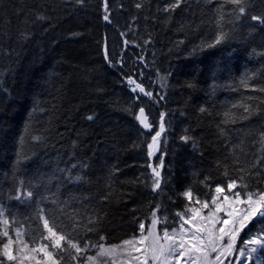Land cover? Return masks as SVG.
I'll list each match as a JSON object with an SVG mask.
<instances>
[{"label":"trees","instance_id":"obj_1","mask_svg":"<svg viewBox=\"0 0 264 264\" xmlns=\"http://www.w3.org/2000/svg\"><path fill=\"white\" fill-rule=\"evenodd\" d=\"M172 2L107 0L106 12L105 0H0V251L2 208L30 245L46 241L41 214L70 234L80 253L48 244L76 264L137 236L154 211L163 228L186 191L209 200L231 181L264 191V25L251 20L264 0H246L240 19L225 0L164 11ZM161 122L153 191L148 146Z\"/></svg>","mask_w":264,"mask_h":264},{"label":"snow or ice","instance_id":"obj_2","mask_svg":"<svg viewBox=\"0 0 264 264\" xmlns=\"http://www.w3.org/2000/svg\"><path fill=\"white\" fill-rule=\"evenodd\" d=\"M78 3H83V0H77ZM184 0H173L171 4H169L164 11H172L176 8L180 7L181 3ZM225 3L231 4L235 6V9L238 12L237 19L246 15V0H225ZM105 11L107 12V0H105ZM137 8H140L141 5L137 4ZM43 19V17H40ZM104 19L107 21L109 19L108 15L104 16ZM223 17H221V20ZM252 21H256L261 25H264V15H253L251 16ZM26 38V37H25ZM227 38V33L223 31L219 32L213 42V44L208 45L209 47H213L217 44H220ZM127 43V41H126ZM129 84H135L136 89H139L140 92L145 93L149 97L152 96L151 92H146L145 89L140 85L136 84V82L132 79H129ZM136 89H133L135 91ZM260 91L264 92V88L259 89ZM203 111V109H201ZM245 111H249L248 108H245ZM92 119V117H89ZM137 119L140 123L145 127L149 128L150 125L147 122V116L145 115V111L143 108L139 110V115ZM161 121H163V114L161 115ZM164 131L163 122H161L160 131H158L155 136L152 137V144H149V156L153 155L152 149L157 144V138L160 136L161 132ZM34 139H39L38 137ZM185 141L189 139L188 136L182 137ZM261 140L264 142V133H261ZM163 162L161 161V164ZM153 176H154V183H153V191H156L160 188V172L156 169H152ZM79 179V178H78ZM237 187L236 181H231L227 185L228 191H232ZM246 187V186H245ZM225 189L217 186L215 188V192L220 194L224 193ZM27 197L31 198L33 196L32 191H27ZM192 192L186 191L184 196L189 200L192 199ZM235 201L232 200V197L225 195L223 197V201H218L217 197L212 198V205L214 206V210L210 209V205L208 201L201 202L197 199L195 202L197 204H201V209H191L193 212V216L186 217L183 214L178 213L180 215L181 220L183 223L180 225V233L181 238L179 241V248L185 249L187 251H196L200 252L203 255L205 261L208 260L210 253L208 249H211V252H216V261H219L220 264H224L221 257L227 258L228 256H232L234 253L235 262L236 264H264V257L260 256L261 251H264V228L259 229L254 235H252L249 239L243 241V247L237 249L236 243L237 238L239 237L240 232L243 230L244 227L247 226L249 222L253 220L255 217H259L258 223H264V193H248L246 200H241L240 192L237 191L234 193ZM19 199V197H17ZM234 203H246L247 208L241 213L237 214L238 210L233 206ZM202 209H210L208 212V216L206 218L202 217L201 222L193 225L195 227V231L191 233L190 239L185 241L183 239V233L189 231V229L185 228V225H192V222L195 220L197 216H200ZM42 212V210H41ZM225 213V219H220L218 214ZM152 229L150 231V235L154 236L153 245H152V252H153V260L163 258L165 261L169 257H172L177 248L174 245H169L167 248L164 247L163 244L160 243V238L156 236L154 229L158 223V219L156 216V212L152 213ZM40 219L43 221V227L47 231L48 235L44 237V239H50L52 241L51 247L53 249H60L64 250L67 248L75 250L76 253H80L83 249L80 247L79 243L74 241L70 234H64L56 230V226L54 224H50L48 218H46L43 214L40 215ZM204 220H208L211 223H204ZM91 222V221H90ZM7 223V221H4ZM219 224L220 227L217 228L216 225ZM141 229V236L143 239H147V237H143V232L145 230V225L140 224ZM91 230V229H89ZM4 236H7L8 233L4 232ZM19 235V233H18ZM165 240L175 241V233L173 235H169L167 231L164 232ZM103 239V237H101ZM134 240H126L123 242L124 245H132L134 244ZM12 241L9 240L8 243L3 245L2 251H0V256L6 257L8 261L17 260V257L13 254L11 250ZM187 246V247H186ZM49 248L48 244H41L40 251H43L45 256L48 258L47 264H57V261L52 258V252L47 251ZM101 248V255L104 254H111L114 249H105L102 245ZM35 251V249H33ZM185 253L181 251L179 253L180 256H183ZM76 259V257H73ZM89 259H93L89 257Z\"/></svg>","mask_w":264,"mask_h":264},{"label":"rangeland","instance_id":"obj_3","mask_svg":"<svg viewBox=\"0 0 264 264\" xmlns=\"http://www.w3.org/2000/svg\"><path fill=\"white\" fill-rule=\"evenodd\" d=\"M158 131H160V128H155L153 136H155V134ZM164 132L165 129L163 132H161L160 136L157 138V144L154 146V149H152L153 155H152L151 165L153 166V168H156L158 171H160L161 169V157L158 159L156 157L159 156L161 153L160 151L161 138ZM151 144H152V138H151ZM154 158H156L157 160H154ZM224 189H225L224 193L218 194L214 191L210 196L209 200H200V201L201 202L208 201L210 205V209L214 210V206L212 205V198L214 196L217 197L218 201H223V197L227 195L232 197V200L235 201L234 193L237 191L240 192L241 200H246L247 194L253 193V192L242 191L241 189H239L238 186L232 191H228L227 187ZM255 193H264V191L255 192ZM196 200L197 199H191L190 203L185 207L186 209L178 213L183 214L186 217L193 216V212L191 211V209L202 208L201 204H197L195 202ZM233 206L238 210L237 213L238 215L241 214L247 208L246 203H234ZM210 209H202L200 216H197L195 218V220L192 222V225H185V228L189 229V231L183 233V239L185 241H188L190 239L191 233L195 231V227L193 225L197 224L198 222H201L202 217L206 218L208 216V212ZM157 215L158 214L156 213V216ZM218 216L220 219L227 218L226 214L223 212L219 213ZM152 218L153 217L151 216L150 221L146 225L145 230L143 232V237H147V239L142 238L140 231L137 236L127 239V240L135 241V243L132 245H124L123 244L124 241L116 245H102L105 249H114L111 254H104V255L100 254L101 253V248H100L101 245H100L97 248H94V252L92 254H89L83 263H79L78 261L76 264H220V262L216 261L215 259L217 253L211 252L210 248L208 249L210 255L207 261L204 260L203 255L200 252H196V251L190 252L187 251L186 248L185 249L179 248V241L181 238L180 225L183 223L180 215H177L171 221L165 222V226H163V228H159L160 221L157 216L158 223L154 229L156 236L160 238V243L163 244L165 248H167L169 245H174L177 248V251L172 257H169L167 261H165L163 258L153 260V252L151 249L155 237L149 234L150 231H153ZM258 219L259 217L253 218V220L249 222L247 226L244 227L243 230L240 232L236 243L237 249L243 247L244 246L243 241L249 239L252 235H254L258 231V230L255 231V227L253 229L251 227L253 222L255 223V221ZM4 221H7V223H4ZM1 222L3 225V231L8 233V235L6 236L7 237L6 243H8L9 240L12 241L10 247L13 254L17 257V260L8 261L6 257L2 256L6 263L47 264L48 258L45 256L44 252L40 251L39 249L41 247V244H48L50 239L46 240L45 242H39L38 244L30 245L25 239L24 229L22 226H15L12 231L9 229V221L4 208H2L1 211ZM203 222L209 224L211 223L208 220H204ZM216 227L219 228L220 225L217 224ZM165 231H167L170 236L175 233V241L165 240L163 238ZM33 249H35V251H33ZM47 251L52 252V258L57 261L50 246L47 249ZM181 251L185 253L183 256L179 255ZM261 255L262 254L260 253V256ZM235 256L236 254H234L233 258L232 256H228L227 258L221 257V260H223L224 264H236ZM89 257H92L93 259H89ZM57 264H59L58 261Z\"/></svg>","mask_w":264,"mask_h":264},{"label":"water","instance_id":"obj_4","mask_svg":"<svg viewBox=\"0 0 264 264\" xmlns=\"http://www.w3.org/2000/svg\"><path fill=\"white\" fill-rule=\"evenodd\" d=\"M141 108H143L144 111H145V115L147 116V122L149 123L150 127H149V128H145V127L140 123V121H139V124H140V126H141L146 132H149V131L151 130V128H152V125L150 124L149 115L147 114V111H146L145 107L142 106V107H140V108L138 109V111H137V116L139 115V110H140Z\"/></svg>","mask_w":264,"mask_h":264},{"label":"bare ground","instance_id":"obj_5","mask_svg":"<svg viewBox=\"0 0 264 264\" xmlns=\"http://www.w3.org/2000/svg\"><path fill=\"white\" fill-rule=\"evenodd\" d=\"M125 37V36H124ZM21 243V242H20Z\"/></svg>","mask_w":264,"mask_h":264}]
</instances>
